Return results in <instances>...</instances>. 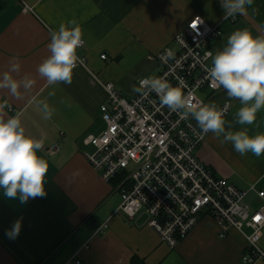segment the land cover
I'll list each match as a JSON object with an SVG mask.
<instances>
[{"label": "crops", "instance_id": "1", "mask_svg": "<svg viewBox=\"0 0 264 264\" xmlns=\"http://www.w3.org/2000/svg\"><path fill=\"white\" fill-rule=\"evenodd\" d=\"M195 15L219 27L214 53L226 46L234 31L248 29L254 36L264 35V0H254L246 14L228 18L220 0H0V79L15 57L20 70L11 73L13 77L34 81L30 89L21 87L19 98L0 89V105H4L0 115L19 117L26 135L43 139L38 155L49 163L46 196L21 204L0 189V264H131L133 256L145 264H244L243 235L230 229L220 237L221 229L210 215L201 214L175 248L146 226L144 216L126 219L117 212L118 182L102 179L85 157L94 150L85 138L106 129L100 107L107 104V96L94 76L114 83L123 97L131 99L140 77L159 72L154 54L173 47L174 35ZM73 20L85 41L77 54L86 58L88 69L76 67L71 84L49 86L37 67L50 55V32ZM102 53L106 59H101ZM217 96L218 108L231 103L224 117L226 129L231 124L232 131L264 133V108L257 112L254 124L239 125V100L229 99L222 89L209 92L205 104ZM43 103L55 109L50 120L43 118ZM221 140L208 132L198 150L200 160L239 189L255 184L264 191V154L240 155L230 142ZM246 202L251 210L264 205L253 192ZM17 220L20 233L10 239L6 232ZM104 223L107 226L96 234ZM260 244L264 248V232Z\"/></svg>", "mask_w": 264, "mask_h": 264}, {"label": "built area", "instance_id": "2", "mask_svg": "<svg viewBox=\"0 0 264 264\" xmlns=\"http://www.w3.org/2000/svg\"><path fill=\"white\" fill-rule=\"evenodd\" d=\"M220 35L217 25L195 15L174 35L173 47L152 57L160 67L154 77H164L174 86L182 83L193 104L205 103L200 93L208 90L212 95L223 89L212 84L206 71L211 67L207 53L215 54L213 43ZM167 50L173 55L164 62L161 56ZM78 56L76 67L88 69L86 58ZM100 57L106 59V54ZM94 77L107 96V104L100 107L106 129L85 138V143L94 147L85 157L102 179L118 182L117 212L129 221L144 216L146 226L170 248L191 232L201 214H207L218 223L220 237L230 229L243 235L247 242L241 258L244 264L264 261L260 244L264 205L251 210L246 202L251 192L264 200V191L255 184L239 189L200 160L198 150L206 134L191 116L183 118L180 112L170 110L154 92H137L127 99L114 83ZM142 78L146 77H140L137 84ZM230 108L229 101L222 106L225 114ZM106 226H98L95 233Z\"/></svg>", "mask_w": 264, "mask_h": 264}, {"label": "clouds", "instance_id": "3", "mask_svg": "<svg viewBox=\"0 0 264 264\" xmlns=\"http://www.w3.org/2000/svg\"><path fill=\"white\" fill-rule=\"evenodd\" d=\"M254 0H220L225 18L237 14L244 15ZM48 44L50 55L37 67L40 77L47 85L71 84L73 71L79 56L77 50L84 46L83 32L76 22L60 24L58 30L51 31ZM173 53L167 50L161 60L167 62ZM211 58V67L207 76L217 88H223L229 99L239 100L242 105L236 113V123L252 125L256 114L264 108V35L254 36L248 29L234 31L227 39L226 46L207 53ZM20 70L19 61L10 60V71L3 73L0 89H8L13 97L21 96V87L30 89L34 81L27 76L17 80L11 73ZM134 92H151L159 96L160 102L174 112H180L183 118L191 116L203 133L212 132L221 143L230 142L236 152L246 155L251 152L256 157L264 154V133L249 135L248 130L232 131L231 124L226 129L225 112L215 103L195 105L183 91V84L172 85L164 77H146L138 81ZM54 94V93H53ZM4 105H0V108ZM43 118L52 119L55 109L47 103L42 106ZM43 139L25 134L21 120L17 116L4 119L0 115V189L9 199H19L21 204L30 198L46 196L45 177L48 173V161L38 155L43 149ZM21 230V221L17 220L6 232L10 239L16 238Z\"/></svg>", "mask_w": 264, "mask_h": 264}, {"label": "rangeland", "instance_id": "4", "mask_svg": "<svg viewBox=\"0 0 264 264\" xmlns=\"http://www.w3.org/2000/svg\"><path fill=\"white\" fill-rule=\"evenodd\" d=\"M146 77H149V76H146ZM200 95H202V94L200 93ZM208 95H209V91L205 90L203 95H202V98L206 100ZM216 100H218V96L215 99H213L212 101L211 100L207 101V103H214V101H216ZM119 203H120V201H119Z\"/></svg>", "mask_w": 264, "mask_h": 264}, {"label": "trees", "instance_id": "5", "mask_svg": "<svg viewBox=\"0 0 264 264\" xmlns=\"http://www.w3.org/2000/svg\"><path fill=\"white\" fill-rule=\"evenodd\" d=\"M131 264H145L143 260H141L139 257L137 256H133L131 258Z\"/></svg>", "mask_w": 264, "mask_h": 264}, {"label": "snow or ice", "instance_id": "6", "mask_svg": "<svg viewBox=\"0 0 264 264\" xmlns=\"http://www.w3.org/2000/svg\"><path fill=\"white\" fill-rule=\"evenodd\" d=\"M192 27H193V28H196V27H197V24H196V23H193V24H192Z\"/></svg>", "mask_w": 264, "mask_h": 264}]
</instances>
